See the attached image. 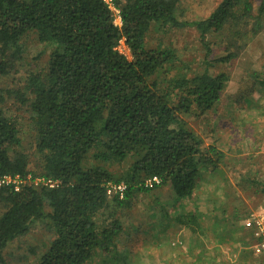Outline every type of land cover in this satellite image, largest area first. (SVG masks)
<instances>
[{
    "label": "trees",
    "instance_id": "trees-1",
    "mask_svg": "<svg viewBox=\"0 0 264 264\" xmlns=\"http://www.w3.org/2000/svg\"><path fill=\"white\" fill-rule=\"evenodd\" d=\"M119 9L121 29L114 26L103 0H0L1 55L11 51L13 59L18 58L20 43L30 33L51 47L46 70L29 75L25 95L16 94L30 109L40 175L59 182L54 190L0 189L5 207L0 216V264H7L6 246L43 218L49 220L54 239L37 264H87L97 256L115 255L124 232L117 210L129 208L136 194L153 189L144 187L145 180L157 177L177 200H191L202 173L215 171L223 158L214 144L203 147L181 117L212 110L228 76L206 69L164 88L157 78L171 70L176 55L148 48L146 38L152 26L192 28L208 55V35L234 26L232 48H240L249 31L255 35L264 28V0L255 16L249 0H221L198 21L179 20L177 0H125ZM121 39L130 60L116 51ZM235 57L228 52L213 63H229ZM10 66L0 63V73ZM19 136V123L0 109V177L28 174L27 156L17 150ZM90 153L97 162H132L115 178L101 168L85 169ZM120 183L126 185L124 198L112 196L109 201L107 185ZM257 185L264 196V182ZM174 221L197 231L193 212Z\"/></svg>",
    "mask_w": 264,
    "mask_h": 264
},
{
    "label": "rangeland",
    "instance_id": "rangeland-1",
    "mask_svg": "<svg viewBox=\"0 0 264 264\" xmlns=\"http://www.w3.org/2000/svg\"><path fill=\"white\" fill-rule=\"evenodd\" d=\"M249 1L255 16L260 0ZM220 2L177 0L176 16L181 21L203 20ZM124 3L125 0H120L117 6L120 8ZM229 29L208 35L207 43L211 51L207 55L194 29L151 27L146 38L147 47L169 49L176 55L171 70L157 78L160 86L167 88L173 80L190 79L206 69L212 75L224 73L228 76L226 88L212 110L204 115L192 112L181 117L185 126L202 140L203 147L214 144L223 153V158L215 171L202 173L191 200H177L168 185L136 194L129 208L117 210L116 216L124 232L118 239L116 254L97 256L87 264H219L220 245L213 241L202 243L201 240L203 236L225 237L224 228L212 223L216 219L232 218L234 213L227 212V216L216 212V207L221 204L230 209L227 205L230 204L240 217L259 209L264 197L257 185L264 182V28L255 35L249 31L244 43H238L243 47L238 49L232 48V33L236 28L232 26ZM20 49L21 54L15 59L11 51L5 56L0 53V63L11 64L5 74L0 73V96L3 97L0 109L20 125V147L17 150L27 156L28 173L40 175L41 160L36 153L37 138L30 109L16 93L25 95L28 76L46 70L51 47L38 43L35 34L30 33L22 39ZM120 52L131 59L126 45L120 46ZM228 52H234L235 59L225 64L213 63ZM210 62L208 67L206 64ZM131 162H97L90 153L83 165L85 169H104L119 178ZM111 199L112 195H108V200ZM4 211L5 207L0 203V216ZM45 212H49L48 208ZM191 212L199 216L198 220H203V225H209L202 231L198 225L196 233H192L189 228L174 221L177 215ZM53 239L52 226L47 218H43L35 221L25 236L10 242L3 250V257L7 264H37ZM224 245L231 246L230 243ZM229 255L232 257V254ZM233 255L236 258V253ZM227 260V264L233 261Z\"/></svg>",
    "mask_w": 264,
    "mask_h": 264
},
{
    "label": "crops",
    "instance_id": "crops-1",
    "mask_svg": "<svg viewBox=\"0 0 264 264\" xmlns=\"http://www.w3.org/2000/svg\"><path fill=\"white\" fill-rule=\"evenodd\" d=\"M227 205L230 209L222 207L223 205L221 206V204H219V207L217 206L215 211L221 214H225L227 216H228L227 212H230V214L234 213L233 217L232 218L227 217V219H223V218L216 219V221L212 223V224H216V226L220 227L221 229L224 228L222 232L223 234L225 233L224 234L225 237H222L220 235L205 236V237L203 236V240H201V242L209 243L213 241L216 243V245L218 244L220 245L221 247L220 253L218 254L219 255L218 259L220 262L219 264H227L228 263L227 259L233 260V261L230 260L229 264L232 263L237 264L235 263V261L238 262V264H264V260L257 250V243L253 237L252 228L249 221L250 214L253 211H251V213L248 214L246 217H240L232 205L230 204ZM261 205H264V197ZM261 205L258 206V208H260ZM196 218L201 231L203 230L204 227L209 225V224L203 225V220L200 219L198 220L199 218L198 215H196ZM225 230H227V233L225 232ZM207 237H209L208 239L209 241H207ZM232 237L235 238V241L233 240L234 238ZM225 243H230L231 246L226 247L224 245ZM233 253H236V258H234L235 255H233ZM229 254H232V257H230Z\"/></svg>",
    "mask_w": 264,
    "mask_h": 264
},
{
    "label": "built area",
    "instance_id": "built-area-1",
    "mask_svg": "<svg viewBox=\"0 0 264 264\" xmlns=\"http://www.w3.org/2000/svg\"><path fill=\"white\" fill-rule=\"evenodd\" d=\"M120 0H103L113 17V24L116 28L121 29L122 20L120 17V9L117 3ZM125 40L121 39L116 46V51L121 54L120 46H125ZM122 55V54H121ZM161 180L157 177H152L144 181V187L152 189L160 186ZM59 182L51 178H46L40 175L27 174L26 177L20 175H4L0 177V189L11 188L14 192H20L25 187L45 188L54 190L58 187ZM126 185L123 183L117 185H107V195L117 196L119 200L124 198ZM252 234L257 243V250L264 260V206H261L256 212L249 217Z\"/></svg>",
    "mask_w": 264,
    "mask_h": 264
}]
</instances>
